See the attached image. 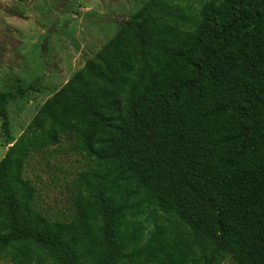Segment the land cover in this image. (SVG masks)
Here are the masks:
<instances>
[{
  "label": "trees",
  "instance_id": "16d2710c",
  "mask_svg": "<svg viewBox=\"0 0 264 264\" xmlns=\"http://www.w3.org/2000/svg\"><path fill=\"white\" fill-rule=\"evenodd\" d=\"M24 90L0 91V258L264 264V0L145 1L14 139ZM69 133L77 214L51 218L27 164Z\"/></svg>",
  "mask_w": 264,
  "mask_h": 264
},
{
  "label": "rangeland",
  "instance_id": "374dc122",
  "mask_svg": "<svg viewBox=\"0 0 264 264\" xmlns=\"http://www.w3.org/2000/svg\"><path fill=\"white\" fill-rule=\"evenodd\" d=\"M145 1L0 0V91L25 89L8 105L14 139ZM191 1L198 7L202 0ZM72 140V133L63 135L59 146L35 154L27 164L40 193L38 207L51 218L77 214L73 179L86 162L70 151ZM9 145L0 113V160ZM0 264H12L10 257H1ZM223 264L238 263L228 257Z\"/></svg>",
  "mask_w": 264,
  "mask_h": 264
}]
</instances>
